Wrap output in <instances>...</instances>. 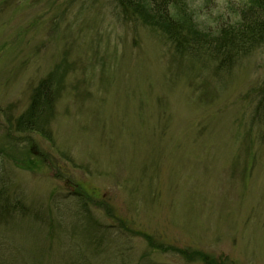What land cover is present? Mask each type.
Segmentation results:
<instances>
[{"label": "rangeland", "instance_id": "obj_1", "mask_svg": "<svg viewBox=\"0 0 264 264\" xmlns=\"http://www.w3.org/2000/svg\"><path fill=\"white\" fill-rule=\"evenodd\" d=\"M187 1L201 27L241 4ZM230 66L116 0H0V264H264V43ZM55 69L47 136L17 131Z\"/></svg>", "mask_w": 264, "mask_h": 264}, {"label": "trees", "instance_id": "obj_2", "mask_svg": "<svg viewBox=\"0 0 264 264\" xmlns=\"http://www.w3.org/2000/svg\"><path fill=\"white\" fill-rule=\"evenodd\" d=\"M116 2L124 18L131 15L145 24L159 28L166 38L173 42L176 49L186 50L193 60L202 65L213 63L216 69L222 67L229 69L242 54H250L264 43V0H241L233 19L228 21L226 18L221 20L215 17L212 26H202L203 28L198 26L196 12L189 6L187 0H116ZM61 86L62 74L57 69L41 78L32 88L27 109L16 119V130L43 135V129L48 127L51 119L55 93ZM259 103L262 104L261 109H264V89L260 91ZM256 108L258 109V106ZM18 202L20 201L16 203ZM86 204L82 203L83 207ZM3 216L6 219L11 217L4 212L0 215V222L5 221ZM146 241L151 246L150 238H146ZM152 247L164 250L159 246ZM175 251L186 260L192 261L195 258L203 264H216L213 259L199 251L186 249Z\"/></svg>", "mask_w": 264, "mask_h": 264}]
</instances>
